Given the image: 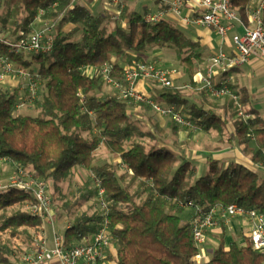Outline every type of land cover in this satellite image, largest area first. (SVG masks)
<instances>
[{"label":"trees","instance_id":"16d2710c","mask_svg":"<svg viewBox=\"0 0 264 264\" xmlns=\"http://www.w3.org/2000/svg\"><path fill=\"white\" fill-rule=\"evenodd\" d=\"M257 3L231 0L230 7L247 20L246 11ZM117 6L114 19L120 23L107 31L104 18L76 0H0V54L21 68L30 69L34 63L35 70L30 71L39 74L41 86L31 101L36 113L25 114L16 105L28 97L27 90L22 94L0 85V159L11 163L13 172L21 167L55 186L59 181L70 183L79 168L89 172L74 202L62 198L61 204L54 205L57 198L47 184L53 219L66 216L71 220L61 233L64 247L90 239L105 217L115 248L108 259L114 264H197L192 260L199 251L192 237L196 207L206 211L233 203L264 215V175L260 173H264V118L249 106L244 89L234 92L242 108L224 96L223 106L229 113L222 116L192 103L176 84L152 86L153 94L189 118L190 128L160 117L146 103L119 98L118 90L102 77L104 64L110 63V77L121 81L125 66L148 61L150 47H169L191 78L198 43L167 19L148 23L130 6ZM36 22L51 24V49L29 54L11 47L37 29ZM106 85L112 91L101 97ZM132 104L148 113L153 130L143 133L136 126ZM160 118L175 139L187 131H214L217 141L211 151L229 148L235 136L249 161L222 165L209 155L198 175L192 161L183 152V157L176 153L178 147L156 138ZM142 135L157 139L160 145L146 146L139 139ZM180 144L185 146V142ZM99 148L119 159L98 162ZM100 187L105 215L98 202ZM88 199L92 212L80 211ZM31 202L33 196L25 190L0 188V264H22V253L33 248L43 223L25 208ZM223 235L210 258L200 264H263V256L252 248L249 237L242 244L234 240L225 245Z\"/></svg>","mask_w":264,"mask_h":264},{"label":"built area","instance_id":"2783aa9c","mask_svg":"<svg viewBox=\"0 0 264 264\" xmlns=\"http://www.w3.org/2000/svg\"><path fill=\"white\" fill-rule=\"evenodd\" d=\"M154 1L161 6L155 12H146L145 22L156 23L170 16L185 26L193 24L215 31L221 45L228 41L229 33L235 26L242 28L241 33H233L230 36L232 46L230 53L219 48L209 56L206 66L197 72L201 89H205L208 95L217 98L230 96L234 104L241 107L238 95L230 89L225 80L220 79L230 70L249 63L254 56L264 63V0H258L256 7L246 11L247 20L230 7L231 0H197V7L192 6V0ZM115 2L118 3L117 0ZM50 31L51 24L43 22L40 28L11 47L21 48L29 54L46 53L52 47L53 38ZM111 68L110 63L104 64L101 74L108 84L118 90L119 98L134 103H146L160 117L170 118L182 127H192L191 121L183 112L177 111L173 106L166 104L162 97L151 92L152 86H173L174 80L180 75L177 69L152 61H132L124 67L122 80L117 81L110 77ZM6 77H15L24 85L29 101L37 96L39 74L16 66L9 56L0 54V85ZM140 82H145L148 92L138 89ZM26 98H22L16 106L25 103ZM261 166L264 168V164ZM5 187H15L29 192L33 196V202L27 203L25 208L31 215L39 216L43 223L40 233L34 239L33 248L22 253V264H114L108 259V255L115 254V248L107 227V218L104 217L102 225L90 239L66 248L63 245L62 234L54 228L53 202L47 184L29 170L18 167L9 176L7 184H0V188ZM103 191L102 187L98 189V202L105 215L107 206ZM228 217H243L248 220L251 246L264 258V215L255 209H246L233 203L214 205L206 211L195 208L192 217V237L198 249H201L205 242L208 230L218 225L219 218ZM46 225L52 229L50 238L45 234ZM192 260L200 264L205 259L198 251Z\"/></svg>","mask_w":264,"mask_h":264},{"label":"crops","instance_id":"0c3cea01","mask_svg":"<svg viewBox=\"0 0 264 264\" xmlns=\"http://www.w3.org/2000/svg\"><path fill=\"white\" fill-rule=\"evenodd\" d=\"M79 3L86 5V3L91 0H76ZM113 4H119L120 7L124 5H129L125 0H110ZM197 0H192V6L197 7ZM88 7V6H87ZM104 7V6H103ZM184 14L186 11L183 12ZM182 13V14H183ZM170 17V16H169ZM264 17V12H263ZM172 18V17H171ZM173 19V18H172ZM175 20V19H173ZM39 23V22H38ZM37 22L34 24L35 28L40 27ZM176 23H181L176 20ZM182 24V23H181ZM185 26V25H184ZM191 27V26H188ZM242 28L239 26H235L229 33L228 41L221 45V40L215 31L207 28H203L197 25L192 24V40L198 43V46L195 50V55L192 56L194 61V68L192 71V94L189 90L190 86L188 83L183 85H177L181 87L185 96H187L192 103L203 106L205 109H210L216 113L225 116V114L229 113V110L226 109L223 104L225 101V97L220 99H214L208 96L203 89H201V84L198 81V70L203 69L206 64L209 56L213 53L217 52L219 48H222L225 52L230 53L232 51V46L230 42V36L233 33H241ZM191 38V37H190ZM183 74L180 72V75L176 77L174 82L178 79H181ZM220 80H225L233 92H239L244 89L247 92L249 106L253 108L262 118H264V63L257 57L254 56L250 60L249 63L240 66L239 68H235L225 73ZM21 83L15 77H6L2 82V86L8 89H18L21 92V88H19V83ZM138 89L140 91L148 92V86L145 82H140L138 84ZM189 93V95L186 94ZM204 92V93H203ZM134 111H141L139 107H135ZM158 122L161 124L166 123L165 120L161 118L158 119ZM182 133L179 134V139H181ZM207 138L209 140H207ZM206 139V140H203ZM211 141L216 143L217 137L212 136L211 133H202L199 130H195L192 132V152L191 155L188 153L190 158H192V163L196 166L197 174H201L202 171L206 167V158L209 155L218 158L220 161L229 162V160H243L249 161V158L242 152V149H231L228 147H224L219 151H211L209 146L211 145ZM184 146V145H183ZM112 161H117L119 158L116 154H112ZM219 223L217 226H214L207 232L206 240L201 246V254L203 255L205 260L210 258V250L212 248H216L218 246L219 241H216L215 237H220L221 233L224 232L223 238L225 245H228L232 241H236L237 243H244L245 238L248 237L249 231V223L246 218L243 217H228V218H219ZM65 227L69 224L64 223ZM63 225V226H64ZM47 226V225H46ZM60 231V230H59ZM207 248H206V246ZM204 260V261H205ZM55 264V263H52Z\"/></svg>","mask_w":264,"mask_h":264},{"label":"rangeland","instance_id":"374dc122","mask_svg":"<svg viewBox=\"0 0 264 264\" xmlns=\"http://www.w3.org/2000/svg\"><path fill=\"white\" fill-rule=\"evenodd\" d=\"M125 1L127 4H129L128 6H130L132 9L136 10L143 17H144L145 12H148V11L155 12L161 6L159 3L155 2L154 0H125ZM167 1H169V0H165V2H167ZM86 6H88L91 9V11L94 15H100L104 18V25L107 26V31L110 30L116 23H120L119 20L117 21L114 19V15H117V13L119 11L118 6L116 4H113L110 0H91L90 2L86 3ZM165 19L173 22L178 28L183 30L189 37L192 38V26L188 27V26H184L181 23H176V20H173L171 17H166ZM146 55H147L148 61H152V62H155V63L160 64V65H164L167 67H173V68L177 69L179 72H181L183 74V77L181 79H178L176 81V83L174 82V84L181 86L185 83H188L190 86L189 90L192 94V91H191L192 90V79L188 76L187 73H185L184 65H182V63L180 62V60H179L180 58L178 57L177 53L174 51L173 48L152 46L147 50ZM28 59H31V57H28ZM28 68L35 70V64L34 63L31 64L30 67H28ZM19 85H20L19 88H21L20 93L23 94L25 87L22 83H19ZM10 90H12V89H10ZM40 90H41V86H39L37 88V94H38V92H40ZM110 91H112V87L109 85H106L99 95L102 97L104 94H108ZM186 94H187V92H186ZM187 95H189V93ZM31 101H29L28 98H26V102L23 103L22 105H19L17 108V111L21 112V113H25V114L26 113L35 114L36 112L34 111V109L32 107ZM135 107H138V106L132 104V106L130 107V110H131L133 121L136 124V126H138V128L141 129V131L143 133H146V131H148V130H153L151 122L148 120V113L143 111V110L142 111H134L133 109ZM159 128H161V131H156V132L154 131L156 138H159L158 140H160V141L164 138L165 141L168 142V144H172V145H174V147H178L179 149H181V150H179L178 148H175V150L177 151L176 153L182 157L184 155L185 156L184 158L191 162L192 158H190L188 153H190V155H191V152H192V147H193L192 146V133H190L188 131L183 132L182 135L180 136L181 139H179V135H178L177 139H175L170 134V130H169V128H167V125H165V123L161 124V127L159 126ZM209 133H211L212 136H216V133L214 131H210ZM134 137H136V136H134ZM139 139L146 146H149L153 143L154 144L157 143L158 145H160V143H158L156 141L157 139L153 140L152 138H150L146 135H142L141 137H139ZM174 140H177L178 143H177V141H175V143H174ZM203 140H206V139H203ZM207 140H209V139L207 138ZM182 142H185V146L180 144ZM211 142H213V143H211V145L209 146L210 150L215 145L214 141H211ZM231 142L232 143H231V146L229 148H231L233 150L240 149L241 145L238 144L237 138L235 136L233 137ZM182 152L184 153L183 155H181ZM96 157L98 159V162L108 161V160L111 161L112 160V156L104 148H99L96 151ZM0 160H2V159H0ZM229 161H234V160L231 159ZM235 161L246 163L243 160H235ZM226 163H228V162L221 160L222 165H226ZM258 167L261 168V166H257V168ZM0 169L2 172L0 184H7L9 176L13 173L12 165L10 162H8L7 160L4 159L0 163ZM261 169H262V171H264L263 168H261ZM260 173L262 175H264L263 172L260 171ZM90 178L91 179L93 178V176L91 174H90ZM88 179H89V172L82 169V168H79L76 171V173L74 174L70 183L67 181H59L55 186V185H52L51 181H49L47 183L49 185V190L57 198V200H55V202H54V205L55 204H57V205L61 204L62 198L65 200H70V202H74V200H75L74 198L76 196H78V191H77L78 188L80 186H82L83 183L86 182ZM90 185H92V184H90ZM90 204H92L91 199H88L87 201H83L81 204V208L79 210L80 211L88 210L91 213L92 209H89ZM184 217H185V214H184ZM70 221H71L70 218H68L66 216L65 217H59L58 219H54V228H56V230L59 233H62L65 229L64 223L66 222V224H69ZM45 234L47 237H49V238L51 237L52 229L49 225L45 226ZM214 239L216 241H219L220 237H215ZM206 248H207V246H206ZM200 250L201 249L199 248V251ZM213 251H214V248H212L210 250V255H212Z\"/></svg>","mask_w":264,"mask_h":264}]
</instances>
